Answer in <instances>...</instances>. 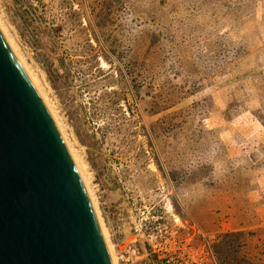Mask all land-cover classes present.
Segmentation results:
<instances>
[{
  "label": "rangeland",
  "instance_id": "obj_1",
  "mask_svg": "<svg viewBox=\"0 0 264 264\" xmlns=\"http://www.w3.org/2000/svg\"><path fill=\"white\" fill-rule=\"evenodd\" d=\"M0 15L117 264H264V0H0Z\"/></svg>",
  "mask_w": 264,
  "mask_h": 264
},
{
  "label": "water",
  "instance_id": "obj_2",
  "mask_svg": "<svg viewBox=\"0 0 264 264\" xmlns=\"http://www.w3.org/2000/svg\"><path fill=\"white\" fill-rule=\"evenodd\" d=\"M0 264H112L68 147L1 28Z\"/></svg>",
  "mask_w": 264,
  "mask_h": 264
},
{
  "label": "bare ground",
  "instance_id": "obj_3",
  "mask_svg": "<svg viewBox=\"0 0 264 264\" xmlns=\"http://www.w3.org/2000/svg\"><path fill=\"white\" fill-rule=\"evenodd\" d=\"M1 16V15H0ZM1 19V18H0ZM2 20V19H1ZM0 23H1V21H0ZM3 24H4V22H3ZM2 24V25H3ZM0 28H1V30L3 31V33L5 34V36H6V38L8 39V41L10 42V44L13 46V48H15L14 47V45H13V42L10 40V38H8V36L6 35V33L4 32V27L2 28V26H1V24H0ZM6 29V28H5ZM7 30V29H6ZM5 30V31H6ZM13 40V39H12ZM17 47V46H16ZM15 50V49H14ZM16 51V50H15ZM17 52V51H16ZM22 55V54H21ZM19 57H20V55H19ZM21 58V57H20ZM22 58H24V57H22ZM22 60V59H21ZM23 61H24V59H23ZM23 63V62H22ZM26 66V65H25ZM28 68V67H27ZM29 70V69H28ZM32 70H30V72H31ZM33 73H34V71H32ZM31 72V73H32ZM30 74V73H29ZM33 75H31V77H32ZM34 77V76H33ZM32 77V78H33ZM35 81V80H34ZM36 82H37V80H36ZM38 83V82H37ZM37 85H39V84H37ZM41 87V86H40ZM43 88V87H42ZM41 90V89H40ZM39 90V91H40ZM43 94H45L44 92H43ZM44 97H46V96H44ZM43 96H42V98H43V100H44V102H45V104H46V106H47V99L45 100V98H44ZM50 104V103H49ZM49 106V105H48ZM48 106H47V108H48ZM52 107V106H51ZM48 110H49V108H48ZM52 110H53V108H52ZM49 112H50V114H51V116H52V118H53V120H54V122H55V124H56V126L58 127V129H59V131H60V133H61V135H62V138L64 139V142L66 143V145H67V147H68V150H69V152H70V155H71V157H72V159H73V161H74V164H75V166H76V168H77V170H78V172H79V175H80V177H81V179H82V182H83V184H84V186H85V188H86V191H87V194H88V197H89V199H90V201H91V204H92V207H93V209H94V212H95V214H96V218H97V220H98V224H99V226H100V230H101V233H102V236H103V238H104V241H105V244H106V247H107V250H108V253H109V257H110V260H111V263L112 264H117V262H116V260H115V255L113 254V252H112V250H111V243H110V241H108V239H107V236H106V234H105V231H104V229H103V227H102V224L100 223V219H99V215H98V213H97V210H96V208H95V202H94V200H93V196H92V192H91V189L89 188V186H88V177L87 176H85L86 174L85 173H83V169L82 168H84L85 166L81 163V161H79V160H76L77 158H75L74 157V155L72 154V150H70V148H69V146H68V144H67V141H66V138L63 136V133H62V131L63 130H61V128H60V126H59V123H61V122H57V121H59V120H56L55 118H54V114H52V112L49 110ZM64 128V127H63ZM65 129V128H64ZM64 135H66V134H64ZM69 142V141H68ZM72 149V148H71ZM84 166V167H83Z\"/></svg>",
  "mask_w": 264,
  "mask_h": 264
}]
</instances>
